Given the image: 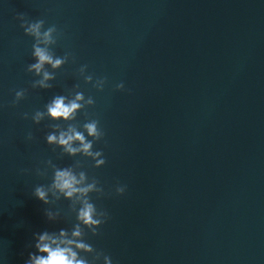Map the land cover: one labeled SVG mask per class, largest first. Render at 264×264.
Masks as SVG:
<instances>
[{
  "label": "water",
  "instance_id": "95a60500",
  "mask_svg": "<svg viewBox=\"0 0 264 264\" xmlns=\"http://www.w3.org/2000/svg\"><path fill=\"white\" fill-rule=\"evenodd\" d=\"M20 14L57 28L50 51L67 62L49 89L33 87L35 40ZM81 68L107 78L103 92L84 83ZM120 82L123 92L114 90ZM75 90L95 100L87 111L105 132L101 169L46 143L56 122L32 120ZM53 164L84 170L112 192L93 197L109 219L90 242L114 264H264V2L0 0L5 264H24L34 233L74 223L69 202H56L65 214L49 223L31 197L51 183ZM117 183L127 185L124 196L114 194Z\"/></svg>",
  "mask_w": 264,
  "mask_h": 264
},
{
  "label": "clouds",
  "instance_id": "9594fccd",
  "mask_svg": "<svg viewBox=\"0 0 264 264\" xmlns=\"http://www.w3.org/2000/svg\"><path fill=\"white\" fill-rule=\"evenodd\" d=\"M264 2V0H262ZM24 14L17 16L19 25L24 34L33 37L32 56L34 63L28 65L27 71L34 73L36 79L33 87L49 89L50 81L55 79L53 73L64 66L67 56H57L50 51V46L56 43L57 28L55 25L45 27L42 20H27ZM53 70L48 71L45 66ZM84 69L81 68V75ZM84 83L91 84L97 92H103L107 84L106 77L83 75ZM78 85H74L78 89ZM115 91H125L123 82L115 85ZM24 96V90L18 89L15 93L16 100ZM95 106L94 97L85 96L83 91L75 90L69 95H56L45 105V111H36L32 116L34 123L39 124L45 116L56 122L55 130L46 136L49 146L60 150L62 156L69 158L83 157L91 161V166L101 169L106 164L103 150L96 145L104 140L105 132L100 126V121L89 115L87 109ZM83 114L82 125L77 126L74 121ZM66 127H61V125ZM32 133H27L26 139ZM51 164V161H49ZM51 183L45 187L36 186L31 197L43 206L42 215L49 223L58 222L64 210L56 205L61 200L69 202L67 215L74 217L71 229L60 228L56 231H42L34 233L24 264H114L113 258L103 251L96 249L90 242L91 238L100 235V229L109 219L106 210L98 208L93 197L97 200L111 195L106 193L104 186L97 178H89L84 170H77L73 165L59 167L52 165ZM127 185L117 183L114 186L116 196H124ZM0 264H5L0 256Z\"/></svg>",
  "mask_w": 264,
  "mask_h": 264
}]
</instances>
